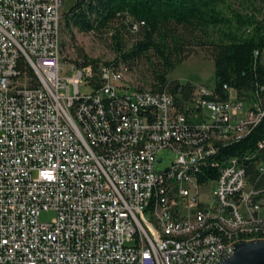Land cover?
Masks as SVG:
<instances>
[{"label":"built area","instance_id":"built-area-1","mask_svg":"<svg viewBox=\"0 0 264 264\" xmlns=\"http://www.w3.org/2000/svg\"><path fill=\"white\" fill-rule=\"evenodd\" d=\"M64 3L0 0V264H219L264 240V189L215 161L262 106L197 85L181 105L112 67L93 89L91 65L62 61Z\"/></svg>","mask_w":264,"mask_h":264},{"label":"trees","instance_id":"trees-1","mask_svg":"<svg viewBox=\"0 0 264 264\" xmlns=\"http://www.w3.org/2000/svg\"><path fill=\"white\" fill-rule=\"evenodd\" d=\"M64 19L71 34L77 29L111 35L116 46V60L106 66L86 55L75 61L93 67L90 86L95 90L105 84L102 67L119 70L120 63L132 67L147 58L150 89L136 88L171 92L184 105L196 85L169 80V74L196 50H203L215 65L211 100L226 101L233 89L247 105L258 104L264 110V0H76ZM24 68L34 76L28 66ZM217 146L215 161L238 158L252 186L264 189V116L244 137ZM215 161L199 170L200 183L218 178Z\"/></svg>","mask_w":264,"mask_h":264},{"label":"rangeland","instance_id":"rangeland-1","mask_svg":"<svg viewBox=\"0 0 264 264\" xmlns=\"http://www.w3.org/2000/svg\"><path fill=\"white\" fill-rule=\"evenodd\" d=\"M76 0H65L63 13L68 12ZM74 36V38H72ZM132 41L128 43V46ZM86 55L89 59L99 60L100 65L106 66L116 60V46L111 35H95L92 33H81L77 29L69 32L66 28L65 19L63 20V52L62 61L64 65L75 63ZM119 75L122 81L135 87L150 89L152 69L150 60L142 58L135 64L129 66L120 63L118 66ZM169 80H177L181 83L192 82L197 86H205L212 89L215 85V65L211 57L206 51L196 50L184 63L177 67L176 70L169 74ZM83 93L89 92L85 88H81ZM160 157H164L165 161L157 166L159 171H165L172 167L177 155L166 151ZM55 216L50 214V218ZM48 216L44 215L43 220H47Z\"/></svg>","mask_w":264,"mask_h":264},{"label":"water","instance_id":"water-1","mask_svg":"<svg viewBox=\"0 0 264 264\" xmlns=\"http://www.w3.org/2000/svg\"><path fill=\"white\" fill-rule=\"evenodd\" d=\"M219 264H264V240L243 242Z\"/></svg>","mask_w":264,"mask_h":264}]
</instances>
